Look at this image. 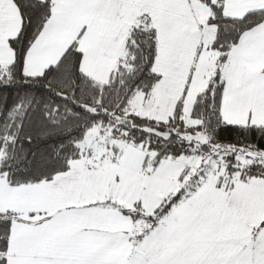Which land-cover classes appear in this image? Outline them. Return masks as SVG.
<instances>
[{
    "label": "snow or ice",
    "instance_id": "obj_1",
    "mask_svg": "<svg viewBox=\"0 0 264 264\" xmlns=\"http://www.w3.org/2000/svg\"><path fill=\"white\" fill-rule=\"evenodd\" d=\"M0 264H264V0H0Z\"/></svg>",
    "mask_w": 264,
    "mask_h": 264
}]
</instances>
